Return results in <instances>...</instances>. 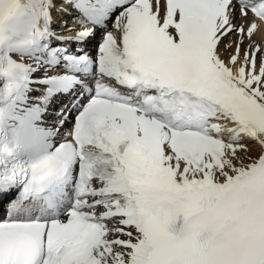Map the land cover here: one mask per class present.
<instances>
[{"label": "snow or ice", "instance_id": "obj_1", "mask_svg": "<svg viewBox=\"0 0 264 264\" xmlns=\"http://www.w3.org/2000/svg\"><path fill=\"white\" fill-rule=\"evenodd\" d=\"M260 24L264 0H0V264H264Z\"/></svg>", "mask_w": 264, "mask_h": 264}, {"label": "bare ground", "instance_id": "obj_2", "mask_svg": "<svg viewBox=\"0 0 264 264\" xmlns=\"http://www.w3.org/2000/svg\"><path fill=\"white\" fill-rule=\"evenodd\" d=\"M59 13H55L54 15H58ZM66 19V18H65ZM251 19V17H250ZM238 23H245V22H242L240 20L237 21ZM257 23H259V21H257ZM110 22H109V27H110ZM54 27L60 29V27L58 26V24H54ZM62 30V29H60ZM261 33H264V25L263 24H260V32H258L254 37H252L253 40H256V41H260V44L262 47H264V39L261 38ZM233 39V37H228L227 39V42L225 43H228L229 41H231ZM234 46V45H233ZM241 57H243V51H241ZM68 99L65 100V102L67 101ZM58 101V100H57ZM56 101V103H57ZM61 106H63L62 104H59L57 107L54 105L52 106V110L50 111V113L48 114V119H47V125L48 126H54L56 123H57V120H58V116H57V112L58 110L61 108ZM258 152V149L253 146V151L251 153V155H256ZM2 211V201L0 200V212Z\"/></svg>", "mask_w": 264, "mask_h": 264}, {"label": "rangeland", "instance_id": "obj_3", "mask_svg": "<svg viewBox=\"0 0 264 264\" xmlns=\"http://www.w3.org/2000/svg\"><path fill=\"white\" fill-rule=\"evenodd\" d=\"M69 11H71V9H69ZM73 15H76L75 13H73ZM66 18V19H65ZM66 20L69 24H72V19L71 17L69 16H66V15H62V14H59L57 17H56V24H58V26L60 27L62 21ZM61 28V27H60ZM227 42V40L225 41Z\"/></svg>", "mask_w": 264, "mask_h": 264}]
</instances>
